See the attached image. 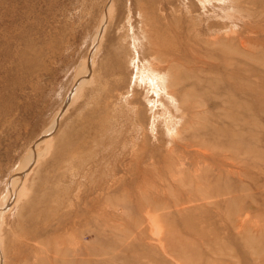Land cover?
Segmentation results:
<instances>
[{"label": "rangeland", "instance_id": "374dc122", "mask_svg": "<svg viewBox=\"0 0 264 264\" xmlns=\"http://www.w3.org/2000/svg\"><path fill=\"white\" fill-rule=\"evenodd\" d=\"M0 264H264V0H0Z\"/></svg>", "mask_w": 264, "mask_h": 264}, {"label": "bare ground", "instance_id": "6f19581e", "mask_svg": "<svg viewBox=\"0 0 264 264\" xmlns=\"http://www.w3.org/2000/svg\"><path fill=\"white\" fill-rule=\"evenodd\" d=\"M225 2H227V1H225Z\"/></svg>", "mask_w": 264, "mask_h": 264}]
</instances>
